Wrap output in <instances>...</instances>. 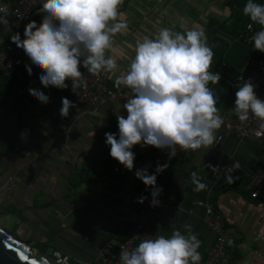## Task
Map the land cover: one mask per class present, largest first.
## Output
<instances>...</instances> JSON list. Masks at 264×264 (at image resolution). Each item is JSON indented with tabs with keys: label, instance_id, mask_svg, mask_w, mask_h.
Wrapping results in <instances>:
<instances>
[{
	"label": "crops",
	"instance_id": "1",
	"mask_svg": "<svg viewBox=\"0 0 264 264\" xmlns=\"http://www.w3.org/2000/svg\"><path fill=\"white\" fill-rule=\"evenodd\" d=\"M15 2L0 0V5L10 10ZM254 2L264 4V0ZM43 3L32 16L37 24L46 14L41 11ZM246 3L125 0L118 19L126 21L128 28L115 35L112 50L105 53L106 58L116 60L117 68L100 73L110 95L95 109L44 88L42 70L29 58L24 63L31 67L32 75L24 68L9 77L0 75V206L13 213L9 228L21 241L92 264L102 256H115V249L107 250L106 244L128 237L136 222L140 195L151 197L152 191L135 176L137 169L145 167L147 152L138 145L133 147L136 159L129 171L110 156V146L105 143L106 132L116 133L118 138L117 116L127 117L123 105L132 95L126 86L115 87L116 77L126 74L137 42L145 37L156 38L162 28L181 33L202 29L214 52L210 71L221 75L218 84L208 86L219 113L232 118L238 89L227 86L226 80L237 76L248 59L258 56L253 42L246 44L241 37L243 26L253 23L243 14ZM0 27V45L12 44L9 39L18 31L10 15ZM260 27L253 24L257 31ZM29 88L43 91L50 102L42 104L29 94ZM62 97L76 104L67 117L60 115ZM22 132L27 134L26 141L21 139ZM216 134L221 140L211 147L179 148L157 174V186L163 188L158 199L169 209L150 218L146 234L170 237L179 230L188 235L184 227L188 224L201 241L202 261L214 240L202 221L203 210L196 206L204 202L233 240V247L218 264H264V185L258 199H251L246 189L255 169L264 168V145L235 139L220 129ZM234 162L238 167H231ZM193 172L207 185L205 190H193Z\"/></svg>",
	"mask_w": 264,
	"mask_h": 264
},
{
	"label": "clouds",
	"instance_id": "2",
	"mask_svg": "<svg viewBox=\"0 0 264 264\" xmlns=\"http://www.w3.org/2000/svg\"><path fill=\"white\" fill-rule=\"evenodd\" d=\"M124 0H45L41 11L46 13L42 21L26 24L24 38L19 32L11 41L21 48L31 63L42 70L40 82L44 88L67 89L71 81L75 93L78 88H87V81L80 67L99 76L101 71L112 72L117 68L116 60L106 50H112L113 38L125 32L128 24L119 20L120 6ZM243 14L252 24L260 27L251 37L254 49L264 53V4L247 0ZM9 15L7 5H0V23H6ZM214 52L208 46L204 30L173 32L160 29L156 38L145 37L135 47L126 74L117 76L115 87L121 85L131 90L124 103L127 117L117 116L119 134L106 132L105 143L110 146V156L127 170L134 169L136 155L134 146H152L167 149L169 159L175 157L177 146L182 151L211 147L218 143L217 130L224 123L214 92L208 86L218 84L221 75L212 72ZM28 74L31 67L26 65ZM236 92L234 111L241 122L251 117L261 121L264 129V100L256 94L257 87L251 79L244 80ZM42 104L50 97L39 89H28ZM76 104L62 97L60 115L67 117ZM27 140V134L21 133ZM212 168V165H209ZM167 165L158 164L155 174L144 167L135 171V176L151 187L150 206H159L158 197L163 188L157 186V174ZM232 168L238 167L234 162ZM233 177H229L231 181ZM191 183L194 191H202L207 185L193 172ZM147 197H140L143 203ZM188 235L174 230L170 237L163 235L145 239L132 250L123 248L119 254L120 264H199L201 241L191 227L185 224ZM59 255V254H57ZM67 264V258L58 262Z\"/></svg>",
	"mask_w": 264,
	"mask_h": 264
},
{
	"label": "built area",
	"instance_id": "3",
	"mask_svg": "<svg viewBox=\"0 0 264 264\" xmlns=\"http://www.w3.org/2000/svg\"><path fill=\"white\" fill-rule=\"evenodd\" d=\"M40 2H45V0H16L13 7L9 10V15L13 20L16 31L24 32L26 24L29 23V19L35 14ZM248 25L249 24H245L243 26L241 33V37L246 44L253 42L251 37L257 31L253 27L252 29H249ZM257 52V58L248 59L238 72L237 76L226 80V85L238 89V86L243 83L240 77H243L244 80L251 79V81L257 86L255 88L257 96L264 100V53ZM26 58H28V56H26L24 51L21 48H18L15 44L5 43L0 45V75L3 77H9L18 68H24L27 70L26 64L24 63ZM219 69L220 68H218L217 71ZM80 71L83 73V77L87 81L86 89L78 88L74 93L70 80L67 81L69 84L67 89L61 90L51 86L48 88L55 93H64L70 99L85 103L95 109L100 103L105 101L110 95V92L106 86L105 80L100 75H92L82 66L80 67ZM220 115L224 120V123L220 128L222 133H231L235 139L253 140L264 145V129L260 128L261 121L257 118L251 117L248 121L241 122L236 113L233 114L232 118H227L223 114ZM220 140L221 135H218V142H220ZM138 146L140 147V145ZM141 149L147 152L144 165L148 168L150 174H155V169L158 164L167 165L172 159H169L167 149L161 150L152 146H146ZM178 149L179 147L177 146L176 153ZM112 171L117 172L116 169H113ZM263 185L264 168H256L253 177L249 180L246 186V189L250 192L249 197L251 199H258V192L262 189ZM140 197H147V199H145L143 203H139L136 222L128 237L123 242H108L106 244L107 250L110 248L115 249V256L112 259L102 256L97 258L94 264H120L119 254L122 250V246L128 250H132L138 246L141 241L150 239L146 234V226L150 218L152 216L164 214L169 207L163 203H160L159 206L156 207L150 206L152 198L147 193H142ZM196 206L203 210L202 221L214 236L212 246L207 251L205 258L200 261L199 264H218L224 259L225 251L233 247V240L224 233L219 220L213 216V212L209 205L204 202H197ZM65 258H67V264H92L90 261L72 260L58 250H50V257L47 259L50 260L52 264H58L59 261L64 260Z\"/></svg>",
	"mask_w": 264,
	"mask_h": 264
},
{
	"label": "water",
	"instance_id": "4",
	"mask_svg": "<svg viewBox=\"0 0 264 264\" xmlns=\"http://www.w3.org/2000/svg\"><path fill=\"white\" fill-rule=\"evenodd\" d=\"M32 21V17L29 22ZM24 36L23 33H20ZM0 213L12 216L13 213L7 212L0 206ZM0 264H52L45 255L40 258L31 256L29 243L18 240L11 233L0 228Z\"/></svg>",
	"mask_w": 264,
	"mask_h": 264
},
{
	"label": "rangeland",
	"instance_id": "5",
	"mask_svg": "<svg viewBox=\"0 0 264 264\" xmlns=\"http://www.w3.org/2000/svg\"><path fill=\"white\" fill-rule=\"evenodd\" d=\"M12 217L7 215V214H1L0 213V228L2 230H5L9 233H11V229L9 228V222L12 221L11 219ZM14 231H12V235H14L18 240H22L21 237H19L17 235V232L13 233ZM29 248H30V252H31V256H33L34 258H40L42 255H45L46 258L50 257V249L49 248H42L40 246H37V244L31 242L29 244Z\"/></svg>",
	"mask_w": 264,
	"mask_h": 264
},
{
	"label": "trees",
	"instance_id": "6",
	"mask_svg": "<svg viewBox=\"0 0 264 264\" xmlns=\"http://www.w3.org/2000/svg\"><path fill=\"white\" fill-rule=\"evenodd\" d=\"M1 28V27H0ZM12 37V36H11ZM24 37L23 36H21V39H23ZM9 42L10 43H12V44H14L12 41H11V38L9 39ZM52 250H54V249H52Z\"/></svg>",
	"mask_w": 264,
	"mask_h": 264
}]
</instances>
